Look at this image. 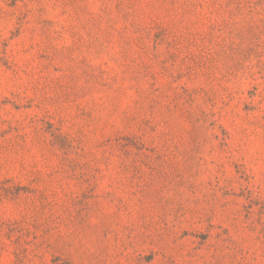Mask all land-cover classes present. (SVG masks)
Returning a JSON list of instances; mask_svg holds the SVG:
<instances>
[{
	"label": "rangeland",
	"instance_id": "rangeland-1",
	"mask_svg": "<svg viewBox=\"0 0 264 264\" xmlns=\"http://www.w3.org/2000/svg\"><path fill=\"white\" fill-rule=\"evenodd\" d=\"M0 264H264V0H0Z\"/></svg>",
	"mask_w": 264,
	"mask_h": 264
}]
</instances>
